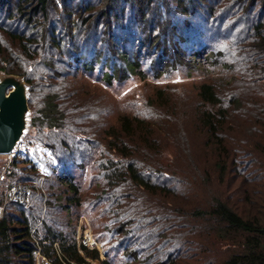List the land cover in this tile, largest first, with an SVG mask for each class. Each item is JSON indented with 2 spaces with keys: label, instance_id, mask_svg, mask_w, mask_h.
<instances>
[{
  "label": "trees",
  "instance_id": "16d2710c",
  "mask_svg": "<svg viewBox=\"0 0 264 264\" xmlns=\"http://www.w3.org/2000/svg\"><path fill=\"white\" fill-rule=\"evenodd\" d=\"M203 56L233 64L231 86L202 82L191 105L158 89L159 104L116 124L79 77L146 79ZM0 72L27 84L30 144L72 193L50 192L44 212L9 202L0 264H36L37 253L44 264H141L142 249V263L264 264V0H0ZM86 166L98 171L92 204L105 203L108 248L69 217Z\"/></svg>",
  "mask_w": 264,
  "mask_h": 264
},
{
  "label": "rangeland",
  "instance_id": "374dc122",
  "mask_svg": "<svg viewBox=\"0 0 264 264\" xmlns=\"http://www.w3.org/2000/svg\"><path fill=\"white\" fill-rule=\"evenodd\" d=\"M227 57L232 60V54H229ZM211 61V58L207 59L206 56H203L199 59L197 66L195 68H190L189 71L183 72L181 70H173L165 75H150L146 79H140V77L134 76L121 83H117L112 79L108 85L106 84L107 76L105 74L104 76H98L97 78L96 75L89 78L87 77V74L84 73L85 75H79V77L85 84L97 88V90L106 95V99L111 106L108 122L109 124H116L119 115H133L138 111L145 110L147 108L145 103H150L148 100L152 97L157 98L150 103V108L153 109L161 102L156 96L158 89H163V100L172 97L176 98L177 101L191 105L193 104L192 98L196 94V87L202 82H215V84L220 87L223 84L231 86L232 80H228V74L229 76H231V73L234 74L235 68H232L233 64L231 63L227 65V71H224L221 67V63H218L215 60L211 65ZM6 76L7 74L0 72V81ZM225 76L226 78H224ZM15 78L28 89L27 84L21 76L15 75ZM96 79L98 82L95 81ZM30 120L31 110L29 108L26 113V127L15 145V154L12 155L11 159L7 154H0V173L3 170L2 168L9 162L11 168L8 170L5 169L7 179L8 173H10L12 169L21 170L24 174L28 173L27 175L33 173L36 174L34 179L29 180L26 183L30 186L32 192L31 205L33 204V206H36L38 203L42 204L44 212L48 208L47 202L49 196H51L49 195L50 192H54L52 196H56L59 192L62 193L61 196H71L72 193L68 191L66 185L60 184L58 188H55L52 185V180H55V178L53 177L51 170L55 165V160L52 158L49 151L40 144H30ZM98 176V171L92 170L90 166H86L83 171L76 172L75 182L78 184V191L73 196L80 197V205L71 206L69 217L72 218L73 224H75L77 234L84 233L92 240L109 247L110 237L108 236L110 233L107 225L108 223L110 224V221L105 217L106 214L103 212L105 203H102L101 205L92 204L98 200L97 196H94L95 191L100 190V186L97 185L96 177ZM9 183V181H3L0 183V190L4 191L6 185ZM0 196L3 195L0 193ZM8 203L4 204L3 207H8ZM3 211L1 215L3 214ZM12 212H14V210ZM113 246L115 251H112V254H115L116 257H112V259L119 262L124 261L127 251H125L126 253L121 251L116 253L118 250H116L117 248L115 245ZM146 251V249H142L138 256L139 263L141 264H151L149 260L142 263L144 258L150 256V253L147 255ZM151 253L154 254V252ZM40 264L44 263L41 262Z\"/></svg>",
  "mask_w": 264,
  "mask_h": 264
},
{
  "label": "water",
  "instance_id": "95a60500",
  "mask_svg": "<svg viewBox=\"0 0 264 264\" xmlns=\"http://www.w3.org/2000/svg\"><path fill=\"white\" fill-rule=\"evenodd\" d=\"M27 90L15 75L0 81V154L14 149L26 127Z\"/></svg>",
  "mask_w": 264,
  "mask_h": 264
},
{
  "label": "built area",
  "instance_id": "2783aa9c",
  "mask_svg": "<svg viewBox=\"0 0 264 264\" xmlns=\"http://www.w3.org/2000/svg\"><path fill=\"white\" fill-rule=\"evenodd\" d=\"M16 152V147L14 149L7 153L9 158L11 159L12 155H14ZM9 159V160H10ZM11 165L8 162L2 169L0 173V183L6 180V175H5V169H10ZM1 195L0 196V201L2 204H0V215L3 211V205L12 202V203H17L21 204L24 207H29L31 205L32 201V192L30 186L26 182H10L9 184L6 185V188L3 190H0ZM45 257L38 254L37 255V264H40L41 262H45Z\"/></svg>",
  "mask_w": 264,
  "mask_h": 264
},
{
  "label": "bare ground",
  "instance_id": "6f19581e",
  "mask_svg": "<svg viewBox=\"0 0 264 264\" xmlns=\"http://www.w3.org/2000/svg\"><path fill=\"white\" fill-rule=\"evenodd\" d=\"M23 132H24V130H23Z\"/></svg>",
  "mask_w": 264,
  "mask_h": 264
}]
</instances>
